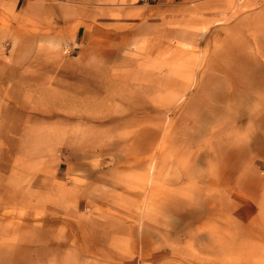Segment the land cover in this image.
I'll use <instances>...</instances> for the list:
<instances>
[{
    "label": "rangeland",
    "instance_id": "374dc122",
    "mask_svg": "<svg viewBox=\"0 0 264 264\" xmlns=\"http://www.w3.org/2000/svg\"><path fill=\"white\" fill-rule=\"evenodd\" d=\"M261 97L264 0H0V264H264Z\"/></svg>",
    "mask_w": 264,
    "mask_h": 264
},
{
    "label": "bare ground",
    "instance_id": "6f19581e",
    "mask_svg": "<svg viewBox=\"0 0 264 264\" xmlns=\"http://www.w3.org/2000/svg\"><path fill=\"white\" fill-rule=\"evenodd\" d=\"M253 42H254L255 45H257V41L256 40L253 41ZM258 53H262V51L260 50V48H258L255 53H252L250 51L248 45H246L243 48H241L239 50L240 58L237 61L239 64H237V63L236 64L235 63H231V67H230V70L228 69L227 75L230 76L234 81H237V80L241 79L242 77H244L245 74H246L245 73L246 70L244 69V66L245 67L250 66V65L257 66V54ZM261 98H262L261 101H264V97H261ZM261 107H264V105H262ZM261 121H264V118H262ZM7 245H9V244H7ZM1 248H3V247H0V249ZM10 250H12V249H10Z\"/></svg>",
    "mask_w": 264,
    "mask_h": 264
}]
</instances>
